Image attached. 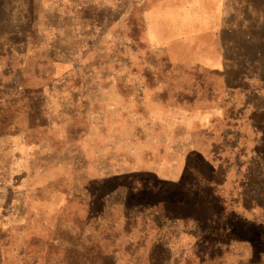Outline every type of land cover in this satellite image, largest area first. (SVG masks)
<instances>
[{"label":"rangeland","instance_id":"374dc122","mask_svg":"<svg viewBox=\"0 0 264 264\" xmlns=\"http://www.w3.org/2000/svg\"><path fill=\"white\" fill-rule=\"evenodd\" d=\"M255 162L264 0H0V264H264Z\"/></svg>","mask_w":264,"mask_h":264},{"label":"crops","instance_id":"0c3cea01","mask_svg":"<svg viewBox=\"0 0 264 264\" xmlns=\"http://www.w3.org/2000/svg\"><path fill=\"white\" fill-rule=\"evenodd\" d=\"M242 179H264V165L260 164L259 162H255L253 165H251V163L247 164L245 171L243 172ZM249 188L252 190V192L253 190L256 191V193L253 192V194L250 195H258L259 197L264 199V189H261L257 183L252 184ZM256 204L258 203L256 202ZM198 236L199 235H197V237ZM168 241L169 239L166 238V244H164V247L165 249H168V254H169L170 251L169 249L171 248V245L170 243H168Z\"/></svg>","mask_w":264,"mask_h":264},{"label":"trees","instance_id":"16d2710c","mask_svg":"<svg viewBox=\"0 0 264 264\" xmlns=\"http://www.w3.org/2000/svg\"><path fill=\"white\" fill-rule=\"evenodd\" d=\"M155 257H159L158 259H161V256L158 255V254H156ZM158 261H159V260H158ZM160 262H161V260H160Z\"/></svg>","mask_w":264,"mask_h":264}]
</instances>
